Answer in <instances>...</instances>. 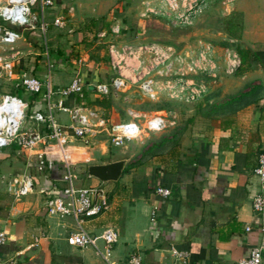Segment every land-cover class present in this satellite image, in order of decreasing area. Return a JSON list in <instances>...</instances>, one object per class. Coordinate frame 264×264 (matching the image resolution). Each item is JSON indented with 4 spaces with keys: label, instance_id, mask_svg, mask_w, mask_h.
<instances>
[{
    "label": "crops",
    "instance_id": "crops-1",
    "mask_svg": "<svg viewBox=\"0 0 264 264\" xmlns=\"http://www.w3.org/2000/svg\"><path fill=\"white\" fill-rule=\"evenodd\" d=\"M237 11L243 16L244 26L238 40L250 48L264 46V21L249 24L250 13L243 8ZM83 65L79 58L71 68L61 64L57 67L70 75V80L80 76L91 83L106 81L100 70L87 68L84 72L80 69ZM17 69L31 74V69ZM227 78L239 82L227 88L228 94H222L221 84L211 90L216 92L213 97L220 95L217 100H209L215 106L214 111H209L205 104L201 107L206 110L182 105L185 106L182 115L185 111L189 114L182 122L183 130L174 156L144 158L140 142L132 140L131 143L136 144V163L129 165L125 161L118 180L109 182L110 210L84 226L93 236L107 228L117 232L115 260L124 262L130 255L138 254L142 264H239L259 244L264 213H254L252 199L261 192L253 169L258 156L264 153V70L257 66ZM113 96L106 118L117 122L125 114L115 110ZM85 98L78 101L71 97L65 103L85 105L86 100L92 102L99 97L88 92ZM28 102L30 112L45 111L41 94ZM177 121L179 118L175 115L169 123ZM70 133L68 130L67 134ZM81 143L84 149L95 148L102 154L107 153L110 146L104 134L89 137L87 143L81 140ZM37 149L50 152L55 161L52 172H36L29 165L33 158L16 145L0 152V230L8 237L0 247V264L10 260L16 264H101L94 249H75L66 243L74 222L47 215L45 201L60 193L61 176L69 164L64 150L62 163L55 156L58 149L50 143ZM82 158L88 166L100 165L86 160L84 152ZM23 174L32 177L34 189L28 196L16 200L7 193L6 182ZM1 183H5L4 190ZM157 187L168 189L170 196L156 195ZM172 248L189 253L185 263L172 257Z\"/></svg>",
    "mask_w": 264,
    "mask_h": 264
},
{
    "label": "built area",
    "instance_id": "built-area-1",
    "mask_svg": "<svg viewBox=\"0 0 264 264\" xmlns=\"http://www.w3.org/2000/svg\"><path fill=\"white\" fill-rule=\"evenodd\" d=\"M40 1V18L30 19V6ZM229 0L224 1L227 4ZM53 5L52 0H0V78L13 82L14 88L33 96L42 95L45 111L30 112L29 102L22 97L0 90V152L12 145L33 159L29 165L38 173L52 172L55 161L50 152L38 150V146L51 141L58 144V153H63V142L79 139L87 143L89 137L104 134L112 147H124L130 140L142 135L158 133L167 128L169 120L164 111L146 112L127 109L125 121L112 122L98 111L83 104L66 105L71 97L84 99L90 92L99 98L116 93H126L136 89L149 101H166L180 104H194L202 100L222 76H233L240 67V59L234 48H227L223 58L215 52V46L205 39H198L193 49L178 50L172 45L157 43L137 46L117 45L109 42L110 75L104 82H87L75 76L68 86L54 91L50 82L43 84L28 72L18 71L16 50L18 42L23 40L21 29L34 30L36 23L45 31L44 7ZM143 5L142 17L152 15L166 19L168 24L178 28H189L203 14L207 0H148ZM70 8L69 11H72ZM53 25L62 28L64 17H54ZM118 24L111 26L108 32H101L99 37L119 36ZM227 40V39H226ZM47 52V51H46ZM46 55L48 70L54 67ZM222 62V63H221ZM45 86V87H44ZM59 98L53 103L52 97ZM66 113L70 124L62 127L53 116V110ZM27 123L31 125L28 126ZM45 130V131H44ZM70 134H67V131ZM258 178L261 192L252 199V209L256 214L264 213V153L257 158L253 169ZM76 175L66 164V171L61 176L65 186L60 193L49 196L45 201V210L49 217L72 218L74 229L66 237L68 246L75 249H94L101 259V264H142L138 254H132L124 261L114 259V244L117 232L107 228L98 236H93L85 228V223L98 218L110 210L109 192L102 185L76 187ZM103 183V182H101ZM32 177L23 174L6 182V191L16 200L33 192ZM154 193L163 198L170 196L168 189L157 187ZM260 241L252 248L248 258L239 264H262L264 256V224L260 229ZM8 240L7 234L0 230V247ZM37 242L38 239L34 238ZM102 241V247L98 245ZM172 257L185 263L189 257L186 251L171 249ZM4 264H16L10 260Z\"/></svg>",
    "mask_w": 264,
    "mask_h": 264
},
{
    "label": "rangeland",
    "instance_id": "rangeland-1",
    "mask_svg": "<svg viewBox=\"0 0 264 264\" xmlns=\"http://www.w3.org/2000/svg\"><path fill=\"white\" fill-rule=\"evenodd\" d=\"M146 1L148 0H52L53 5L44 7L45 31L39 29L38 23H36L37 25L34 30L22 31L18 29V31L23 33V40L18 42L16 48L20 52L17 59V68H24L26 70L36 66L35 77L44 85L50 81L52 89L56 91L68 86L71 82L70 75L64 73L57 66L61 64L65 68H71L79 58L84 63L80 68L81 70L86 72L87 68H91L94 71L98 69L103 79L107 81L109 78H107L108 73H110L107 46L110 41L117 45L127 46L157 43L160 45H172L178 50H184L193 49L196 46V41L202 38L210 41L215 46V52L220 56L219 58H223V53L227 48H233L236 45L251 50L264 49V46L250 48L248 44L240 42L239 40L236 41L235 38L229 37L223 32L224 23L232 17L237 16L241 24L239 25L241 29L238 34L241 35L244 26L243 16L237 11L240 8L246 9L250 13L251 16L247 20L249 24L264 21V0H229L227 4H223L226 0H207L203 14L189 28H175L171 24H168L166 19L162 17L152 15L142 17V4ZM70 8H73V10L69 11ZM57 16L64 17L65 25L62 28H57L53 25L54 17ZM260 16H263L261 17L262 19L259 18ZM34 17L40 18V1L30 6V19L33 20ZM90 21H96V27L93 31L85 34L86 41H83L81 30ZM116 24L119 25L121 30L119 36L108 35L102 38L98 36L101 32H108L110 27ZM226 38L229 39L226 40ZM44 53H48L50 62L53 65H55L54 63L58 64L49 71H47L48 67L46 55H43ZM227 77L222 76L213 88H217L221 84L223 88L222 94H228L226 93L227 88L231 85L238 84L239 80ZM0 88L6 90L8 93L18 95L26 101L34 98L33 95L15 90L14 83L6 82L3 78H0ZM210 93L212 91L208 94ZM219 96L217 95L215 96L216 98L211 97L208 99L217 100ZM58 98L57 95L53 96V103H56ZM205 100L207 101V99ZM205 100L201 101L200 104L198 103V107L196 105L197 102L188 104V106L202 108L201 106L206 104ZM163 102H165L164 99L149 101L140 95L136 89L126 93H116L113 96L115 110L119 113L123 112V114H126L127 109L139 110V108L146 112H153L160 107L164 108L162 107L165 105ZM179 104L175 102L164 109L168 120H171V117L175 115L178 116L179 121L176 124H168L164 131L142 135L141 138L136 139L138 143L140 142L139 146H142L144 151H146L153 140L157 137L159 138V133L163 132L162 134L165 135L173 130L182 129V122H184L189 112L185 111L182 115L184 111L183 107L185 106ZM205 107L202 109L206 110ZM92 108L96 109L102 115L108 113L107 110L99 106ZM53 116L56 122L62 127H67L70 124L69 116L66 113L55 109L53 110ZM125 120L126 118H122L121 121ZM27 125L30 126L31 124L27 123ZM131 142L132 140L128 141L123 148L108 146V151L105 154H102L100 150L95 148H89V150L84 149L85 147L79 139H75L72 142H63L62 147L67 163L77 177L75 186L88 187L102 184L108 190L110 183H101L88 176L87 168L89 166L84 162L82 153L84 152L86 160H91L92 163L97 164H102L125 155L127 156L126 161L128 164L133 165L136 163V144L133 145ZM175 142L173 140L164 144L160 152L164 154L166 149L171 148ZM50 144L51 146H55L56 149H59L57 142L51 141ZM8 148L3 149V151ZM55 156L57 158L59 157L60 161L64 163L61 152L55 154ZM1 186V189L4 190L5 183H1ZM64 186L65 184L63 183L62 188ZM61 220L73 223L70 217ZM98 245L101 247L102 241H98Z\"/></svg>",
    "mask_w": 264,
    "mask_h": 264
},
{
    "label": "trees",
    "instance_id": "trees-1",
    "mask_svg": "<svg viewBox=\"0 0 264 264\" xmlns=\"http://www.w3.org/2000/svg\"><path fill=\"white\" fill-rule=\"evenodd\" d=\"M237 18H238L237 16L232 17L230 20H227L224 23V26H223V32L227 36L233 37L236 40H238L239 37H240L238 32L241 29V27L239 26L241 24L239 23ZM96 24H97L96 21H90L88 24H86L82 28L81 35L83 37V41H86L85 34L87 32L93 31L94 28L96 27ZM226 39H229V38H226ZM233 48L236 51V53H237V55L239 56V59H240V67L236 71L237 74H241V73H243L245 71H248L251 68H254V67H257V66H260L264 70V50H251V49L243 48V47H241L239 45L233 46ZM22 69H24V68H22ZM26 70L29 71V68L26 69ZM35 70H36V66H33V68H31V70H30V73L32 75L33 74L35 75L36 74ZM212 94L214 95V94H216V92L206 95L201 100V101H204L205 99H207V101L205 100L206 101L205 106H206V108L209 111H214V109H215L214 104H210L209 103V99H208V98L213 97ZM85 96H86V94H85ZM84 99H86V98L84 97ZM77 100L81 101V99H79V98H77ZM164 103H165L164 106H162V104H161V106L164 107V108L160 107L159 109H156L155 111H164V109L168 105H171L172 103H175V102H171V101H166L165 100V102H163V104ZM85 105L91 106V107L99 106V107H102L103 109L109 111L110 108H111V105H112L111 95L108 96V97H105V98H97L96 100H94L92 102L90 100H86V104ZM179 105L182 106V104H179ZM139 110L143 111L140 108H139ZM216 110H217V108H216ZM103 116L107 117L106 113H104ZM182 130H183V128L182 129L180 128L178 130L171 131L170 133H168V135L161 136L157 141H155L152 144V146L150 148H148V150H146L144 152V154L142 156L144 158H147V156L150 157V156H156V155H161L163 157L166 154L170 155V156L171 155L174 156L175 150H177V147H178V138H179V135L182 133ZM173 140L176 141L175 144L171 148H169L166 153H164V154L161 153L160 151L163 149V145L166 144V143H169L170 141H173Z\"/></svg>",
    "mask_w": 264,
    "mask_h": 264
},
{
    "label": "water",
    "instance_id": "water-1",
    "mask_svg": "<svg viewBox=\"0 0 264 264\" xmlns=\"http://www.w3.org/2000/svg\"><path fill=\"white\" fill-rule=\"evenodd\" d=\"M126 159L127 156L122 155L109 163L91 165L87 168V174L103 183L115 182L122 173Z\"/></svg>",
    "mask_w": 264,
    "mask_h": 264
}]
</instances>
